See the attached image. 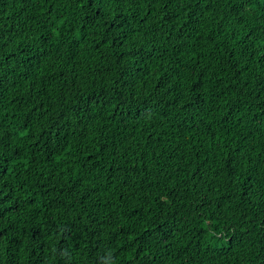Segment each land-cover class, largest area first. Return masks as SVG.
I'll return each instance as SVG.
<instances>
[{
  "label": "trees",
  "instance_id": "obj_1",
  "mask_svg": "<svg viewBox=\"0 0 264 264\" xmlns=\"http://www.w3.org/2000/svg\"><path fill=\"white\" fill-rule=\"evenodd\" d=\"M0 264H264V0H0Z\"/></svg>",
  "mask_w": 264,
  "mask_h": 264
}]
</instances>
